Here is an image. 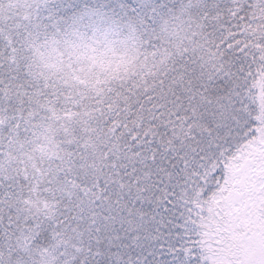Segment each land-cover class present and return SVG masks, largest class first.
I'll list each match as a JSON object with an SVG mask.
<instances>
[{"label":"snow or ice","instance_id":"obj_1","mask_svg":"<svg viewBox=\"0 0 264 264\" xmlns=\"http://www.w3.org/2000/svg\"><path fill=\"white\" fill-rule=\"evenodd\" d=\"M0 264H264V0H0Z\"/></svg>","mask_w":264,"mask_h":264}]
</instances>
